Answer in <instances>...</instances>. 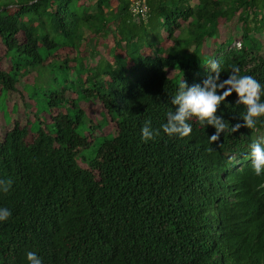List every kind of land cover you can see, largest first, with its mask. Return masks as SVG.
I'll use <instances>...</instances> for the list:
<instances>
[{
	"label": "trees",
	"instance_id": "obj_1",
	"mask_svg": "<svg viewBox=\"0 0 264 264\" xmlns=\"http://www.w3.org/2000/svg\"><path fill=\"white\" fill-rule=\"evenodd\" d=\"M135 1L0 0V98L32 70L74 69L103 117L98 135L67 90L45 103L35 81L25 85L34 120L25 109L0 121V179L14 182L0 192L12 212L0 264H28V251L43 264H264V174L250 156L264 118L216 144L215 128L195 119L188 137L161 128L179 83H202L211 61L221 80L239 67L264 86V0H145L148 23L131 20ZM222 27L237 33L220 38ZM235 40L242 48L226 51ZM84 42L91 55L106 45L107 57L79 58ZM237 99L218 112L229 128L246 112ZM148 120L160 135L145 143Z\"/></svg>",
	"mask_w": 264,
	"mask_h": 264
},
{
	"label": "clouds",
	"instance_id": "obj_2",
	"mask_svg": "<svg viewBox=\"0 0 264 264\" xmlns=\"http://www.w3.org/2000/svg\"><path fill=\"white\" fill-rule=\"evenodd\" d=\"M208 68L209 74L202 83L191 86L186 80L179 83L178 92L171 98L175 111H169L167 122L161 125L163 132L169 137L190 136L193 128L189 121L195 119L201 125L215 128V133L209 136V141L216 144L220 142L222 133L228 131L236 133L241 128L255 129L257 121L264 118V101L261 99L264 95V86L253 76L241 75V69L233 67L228 78L221 80V66L217 61H211ZM233 93L238 96L236 103L244 105L246 112L242 115V123L237 122L229 128L228 122L223 116L218 115V112ZM159 135L160 129H153L151 121H145L141 129L142 140L147 143L155 140ZM250 147L254 173L257 176L264 174V137L254 139ZM13 183L10 178L0 179V192L8 194ZM11 216L12 212L9 208L0 207V222H7ZM26 258L28 264H43L42 258L35 251H28Z\"/></svg>",
	"mask_w": 264,
	"mask_h": 264
},
{
	"label": "rangeland",
	"instance_id": "obj_3",
	"mask_svg": "<svg viewBox=\"0 0 264 264\" xmlns=\"http://www.w3.org/2000/svg\"><path fill=\"white\" fill-rule=\"evenodd\" d=\"M90 9L91 11H95L97 8L95 6H91ZM105 11L106 13H109V9H106ZM135 17L137 16L131 18L133 22L137 21ZM144 21L148 23L149 21L148 13L145 15ZM237 26L239 28L240 22L239 24H237ZM111 28H113L112 25ZM149 33L151 37H154L153 36L154 33H151L150 29H149ZM232 33H237V32L235 30L229 31L227 30L226 27H222V29L220 30V38L229 37ZM261 36L264 37V33H262ZM112 45L113 43L111 44L109 43L108 47ZM82 47L84 49V52L78 55L79 58L85 57V60L87 61L90 60L94 66L97 65V63L100 60H103L107 57V54L105 52L107 49L106 45L100 46V48L96 51V54L93 55H91L92 53L91 48H93V46L91 47V43L84 42ZM232 47H234L233 44L228 47L226 46L225 49L226 51H228ZM222 54H224V51L218 53V55H222ZM57 65H59V63ZM94 66H91V69H93ZM34 71L35 72L32 73L33 72L32 70V72L27 74L23 78V80L21 79L19 84V91L16 93L15 97L12 100L5 99L4 95L0 98V121H6V117L14 118L17 111L19 110L23 111L25 109L29 110V112L31 113L30 118L34 120L35 116L33 111L30 108H28V106H26V102L27 101L30 102L31 99L29 98L26 92L22 94V90L25 88V85H27V83L32 80L35 81V86H36L34 88V91L36 92L35 100L44 101L46 103L45 96H49L52 90H61V89L67 90L66 98L68 100V104L70 105V102H75V104L77 105V107H79V109H83L85 114L87 115V118L91 121L90 123L95 125V130L98 132V135L101 134V128L103 126V117L100 112L95 110L94 106L97 102V99L95 97H91V98L83 97L81 94L82 82L85 80L87 76L85 73H81L82 74L81 75L79 70H74V69L64 72L63 70L56 68V66L46 68L44 70H40V72L38 70H34ZM169 72L170 74L175 75V72L173 70H170ZM45 110H48L47 106Z\"/></svg>",
	"mask_w": 264,
	"mask_h": 264
},
{
	"label": "built area",
	"instance_id": "obj_4",
	"mask_svg": "<svg viewBox=\"0 0 264 264\" xmlns=\"http://www.w3.org/2000/svg\"><path fill=\"white\" fill-rule=\"evenodd\" d=\"M130 10L133 14V16H140L145 19V15L148 13L149 6L147 5L145 0H136L134 3L131 4ZM232 48H242V41H235L233 43Z\"/></svg>",
	"mask_w": 264,
	"mask_h": 264
}]
</instances>
